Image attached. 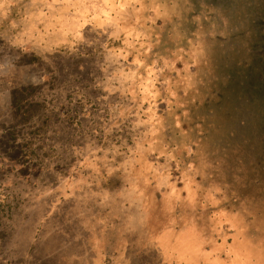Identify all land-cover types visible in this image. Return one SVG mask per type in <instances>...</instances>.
I'll return each mask as SVG.
<instances>
[{
	"label": "rangeland",
	"instance_id": "1",
	"mask_svg": "<svg viewBox=\"0 0 264 264\" xmlns=\"http://www.w3.org/2000/svg\"><path fill=\"white\" fill-rule=\"evenodd\" d=\"M0 264H264V0H0Z\"/></svg>",
	"mask_w": 264,
	"mask_h": 264
}]
</instances>
